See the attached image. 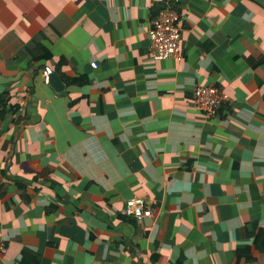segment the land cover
<instances>
[{"label":"crops","instance_id":"0c3cea01","mask_svg":"<svg viewBox=\"0 0 264 264\" xmlns=\"http://www.w3.org/2000/svg\"><path fill=\"white\" fill-rule=\"evenodd\" d=\"M166 4L181 60L150 52ZM0 74V264H264V0H0Z\"/></svg>","mask_w":264,"mask_h":264},{"label":"built area","instance_id":"2783aa9c","mask_svg":"<svg viewBox=\"0 0 264 264\" xmlns=\"http://www.w3.org/2000/svg\"><path fill=\"white\" fill-rule=\"evenodd\" d=\"M182 19L180 13L170 4L162 6L152 21L149 33V48L154 59L172 57L176 60L182 59V48L180 43ZM96 67V63H92ZM52 67L45 65L42 77L45 83L49 84ZM192 95L196 105L204 109L206 116L215 115L224 99L223 92L216 85L198 84L192 89ZM125 216L141 219L150 216L152 213L151 201L133 195L124 202L122 210ZM6 247L0 242V259Z\"/></svg>","mask_w":264,"mask_h":264},{"label":"water","instance_id":"95a60500","mask_svg":"<svg viewBox=\"0 0 264 264\" xmlns=\"http://www.w3.org/2000/svg\"><path fill=\"white\" fill-rule=\"evenodd\" d=\"M12 80H15V77H8L0 74V83H5ZM49 84L53 86V88L58 92V94L60 95L65 94L64 84L62 83L56 72H52L50 74Z\"/></svg>","mask_w":264,"mask_h":264},{"label":"trees","instance_id":"16d2710c","mask_svg":"<svg viewBox=\"0 0 264 264\" xmlns=\"http://www.w3.org/2000/svg\"><path fill=\"white\" fill-rule=\"evenodd\" d=\"M45 65H47V64H45ZM44 66H43L40 74H42V71L44 69ZM41 78H42L43 83H45L44 80H43L42 75H41ZM45 84H47V83H45ZM4 95H5L4 92L0 93V116L6 117L8 114H11L13 112H12V110H10L9 108L6 107V103H7L6 100L7 99L5 98ZM127 217H129V216H127Z\"/></svg>","mask_w":264,"mask_h":264}]
</instances>
